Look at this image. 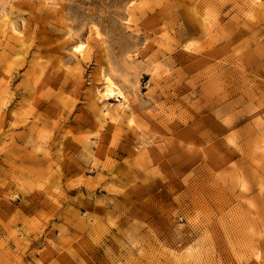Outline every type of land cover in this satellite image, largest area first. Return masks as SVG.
I'll use <instances>...</instances> for the list:
<instances>
[{
  "label": "rangeland",
  "instance_id": "obj_1",
  "mask_svg": "<svg viewBox=\"0 0 264 264\" xmlns=\"http://www.w3.org/2000/svg\"><path fill=\"white\" fill-rule=\"evenodd\" d=\"M0 264H264V0H0Z\"/></svg>",
  "mask_w": 264,
  "mask_h": 264
},
{
  "label": "bare ground",
  "instance_id": "obj_2",
  "mask_svg": "<svg viewBox=\"0 0 264 264\" xmlns=\"http://www.w3.org/2000/svg\"><path fill=\"white\" fill-rule=\"evenodd\" d=\"M248 1L250 2V4H253V5L256 4V0H248ZM51 6L53 7L54 4L51 5ZM55 8H56V6H55ZM83 46L84 45H82V44H80V45L78 44V45H76L74 47L72 46V47H73L74 51H76L77 53H81L83 51ZM100 86H101V88L99 87V90L97 91L98 92V96L100 98H103V99L106 100V99H109V98L113 97V95L116 94L117 98L119 99L120 104L123 105V106L125 105V103L127 101V98L118 89L116 90L115 85L113 84L112 80L109 77H107V76L102 77ZM115 114L116 113H114L113 116ZM128 122L132 123V122H130V120ZM256 257H257V261L260 262L261 256L259 254H256Z\"/></svg>",
  "mask_w": 264,
  "mask_h": 264
}]
</instances>
